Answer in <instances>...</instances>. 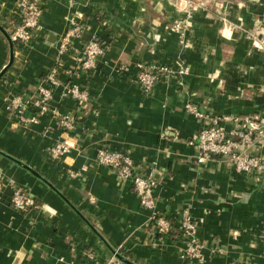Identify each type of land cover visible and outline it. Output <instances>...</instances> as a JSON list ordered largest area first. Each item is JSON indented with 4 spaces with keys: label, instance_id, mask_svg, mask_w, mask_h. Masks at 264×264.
<instances>
[{
    "label": "crops",
    "instance_id": "1",
    "mask_svg": "<svg viewBox=\"0 0 264 264\" xmlns=\"http://www.w3.org/2000/svg\"><path fill=\"white\" fill-rule=\"evenodd\" d=\"M187 1L192 28L181 45L170 25L185 16V0H44L43 30L30 47L15 45L0 77V173L38 202L20 212L0 199V264H102L112 254L108 245L138 264H198L183 255L178 229L154 231L131 182L97 162L100 147L127 152L141 171L153 173L158 208L172 223L186 208L203 218V264H264V170L238 171L219 157L197 162L192 136L203 121L185 108L191 102L206 113L264 119V0ZM9 6L0 0V24L8 31ZM69 18L83 26L78 46L93 37L106 43L95 69H79L69 56L61 67L60 77L87 87L91 101L81 107L57 90L52 107L77 117L68 135L50 114L20 125L7 102L36 91L56 63ZM9 57L0 30V73ZM139 61H185L190 71L158 81L146 94L135 81ZM62 136L73 147L53 161L47 149ZM259 145L264 152V140ZM2 152L42 173L65 198Z\"/></svg>",
    "mask_w": 264,
    "mask_h": 264
},
{
    "label": "built area",
    "instance_id": "2",
    "mask_svg": "<svg viewBox=\"0 0 264 264\" xmlns=\"http://www.w3.org/2000/svg\"><path fill=\"white\" fill-rule=\"evenodd\" d=\"M183 9L185 16L175 19L170 25L172 32L178 36L181 45H186L187 37L192 28V7L185 0ZM45 10L44 0H10L8 7L9 33L17 46L30 47L33 40L43 30L42 18ZM65 31L58 39L56 63L36 86L33 94H16L7 102V109L16 123L30 126L39 122L40 117L50 114L64 135L74 129L77 117L73 113H62L57 107H52L55 94L60 89L62 97H69L82 107L91 101V94L87 87H83L74 81H65L61 78L62 66L67 56L71 57L77 68L93 70L97 67L98 59L106 51V43L99 37H93L82 42L78 46L77 40H81L83 26L80 22L69 18ZM135 81L140 85L144 93L152 92L158 81H169L182 77L190 71L189 63L182 61L178 65H168L157 61L135 64ZM119 69L127 70L125 65ZM67 72L73 73L72 69ZM185 108L197 119L203 121L199 130L192 136V141L197 149L196 160L203 163L213 157H219L235 167L236 170L251 173L264 170V152L257 151L260 141L264 140V119H258L250 115L236 116L227 114H211L200 109L196 104L187 102ZM73 147L69 136L56 139L49 147L48 154L53 161L61 160ZM96 160L99 164L116 170L121 179L131 182L133 190L137 193L143 207L151 211L154 219V231L160 234H170L178 229L179 235L185 242L183 255L196 260L198 264L204 262V249L206 243L198 236L199 224L203 218H195L188 208L182 212L177 225L159 210L155 195L157 181L153 173L141 171L135 164L132 156L121 150H111L100 147ZM69 174L75 176L79 171L69 169ZM11 187L10 193L6 189ZM6 197L12 207L20 212H29L38 207L36 196L24 187L14 186L11 181H5L0 173V199ZM263 256H264V233ZM90 258L93 252H87ZM72 264V263H71ZM75 264V263H73ZM102 264H127L111 255Z\"/></svg>",
    "mask_w": 264,
    "mask_h": 264
},
{
    "label": "water",
    "instance_id": "3",
    "mask_svg": "<svg viewBox=\"0 0 264 264\" xmlns=\"http://www.w3.org/2000/svg\"><path fill=\"white\" fill-rule=\"evenodd\" d=\"M0 30L6 35L8 41H9V46H10V57H9V62L7 63V65L4 67L2 73H0V77L2 76L3 72L11 65V63L13 62V58H14V48H15V43L9 33V31L4 28L1 24H0ZM55 36V35H54ZM54 36H50L51 41L54 40ZM49 37V35L47 36V38ZM48 40V39H47ZM55 41V40H54ZM52 43V42H51ZM3 153V152H2ZM4 155H6L8 158L12 159L13 161H15L16 163H18L19 165H21L22 167H24L25 169H27L29 172H31L33 175H35L36 177H38L39 179H41L43 182H45L50 188H52L56 193L60 194L63 198H65V196L61 193V191H59L57 189V187L49 180L47 179L42 173H40L39 171L35 170L33 167L27 165L26 163L15 159L14 157L7 155L5 153H3ZM108 247L111 250V255H114L118 260L127 263V264H138L132 260H130L129 258L125 257L120 251L119 249L113 248L111 246L108 245Z\"/></svg>",
    "mask_w": 264,
    "mask_h": 264
},
{
    "label": "clouds",
    "instance_id": "4",
    "mask_svg": "<svg viewBox=\"0 0 264 264\" xmlns=\"http://www.w3.org/2000/svg\"><path fill=\"white\" fill-rule=\"evenodd\" d=\"M183 7H184V5L181 4V5H180V8L183 9ZM224 34H225V35H228V34H229L228 31H227V29L225 30Z\"/></svg>",
    "mask_w": 264,
    "mask_h": 264
}]
</instances>
